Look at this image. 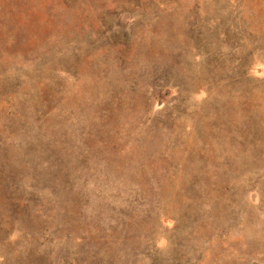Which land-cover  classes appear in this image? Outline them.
Returning a JSON list of instances; mask_svg holds the SVG:
<instances>
[{"label": "rangeland", "instance_id": "obj_1", "mask_svg": "<svg viewBox=\"0 0 264 264\" xmlns=\"http://www.w3.org/2000/svg\"><path fill=\"white\" fill-rule=\"evenodd\" d=\"M0 264H264V0H0Z\"/></svg>", "mask_w": 264, "mask_h": 264}]
</instances>
